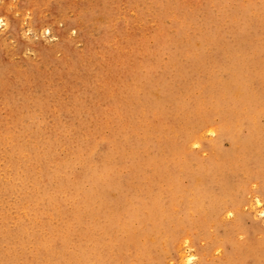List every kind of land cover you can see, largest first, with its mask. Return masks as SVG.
Wrapping results in <instances>:
<instances>
[{
    "label": "rangeland",
    "instance_id": "obj_1",
    "mask_svg": "<svg viewBox=\"0 0 264 264\" xmlns=\"http://www.w3.org/2000/svg\"><path fill=\"white\" fill-rule=\"evenodd\" d=\"M0 16V264H264V0Z\"/></svg>",
    "mask_w": 264,
    "mask_h": 264
},
{
    "label": "bare ground",
    "instance_id": "obj_2",
    "mask_svg": "<svg viewBox=\"0 0 264 264\" xmlns=\"http://www.w3.org/2000/svg\"><path fill=\"white\" fill-rule=\"evenodd\" d=\"M3 22L1 16H0V23ZM204 129V128H203ZM205 130V129H204ZM208 131L213 132L214 130L209 129ZM206 132V131H204ZM194 140V139H193ZM195 141V140H194ZM193 142V141H192ZM191 143V142H190ZM195 143V142H194ZM198 144V143H197ZM264 181V180H263ZM249 186V185H248ZM247 186V187H248ZM222 188V187H221ZM249 189V188H248ZM247 195V194H246ZM253 195V194H251ZM264 187H261V191L258 190V193L254 196V205L256 207H260L262 205L261 200L264 199ZM246 197V196H244ZM247 198V197H246ZM252 202V201H251ZM241 205V197H239V194L236 192V190H233L229 185H225V188L220 190V194L217 196H211V212L217 217L218 215H226L228 216L229 213L231 215L239 213ZM253 205V206H254ZM243 206V205H241ZM163 208V207H162ZM259 214L264 213V207L262 209H259L257 211ZM256 215V214H255ZM225 217V216H224ZM219 218V217H218ZM221 220V219H220ZM226 220V219H225ZM126 221V220H125ZM238 221V218H237ZM239 235V234H238ZM187 248V247H186ZM189 249V247H188ZM181 250V248H180ZM242 250V249H241ZM195 254L192 252H183L181 258H182V264H199L198 260L195 259ZM191 257V259H189Z\"/></svg>",
    "mask_w": 264,
    "mask_h": 264
},
{
    "label": "snow or ice",
    "instance_id": "obj_3",
    "mask_svg": "<svg viewBox=\"0 0 264 264\" xmlns=\"http://www.w3.org/2000/svg\"><path fill=\"white\" fill-rule=\"evenodd\" d=\"M229 215H231V213H229ZM189 259H191V257H189Z\"/></svg>",
    "mask_w": 264,
    "mask_h": 264
}]
</instances>
